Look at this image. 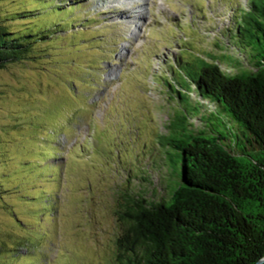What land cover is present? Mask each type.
Returning <instances> with one entry per match:
<instances>
[{
    "label": "rangeland",
    "instance_id": "1",
    "mask_svg": "<svg viewBox=\"0 0 264 264\" xmlns=\"http://www.w3.org/2000/svg\"><path fill=\"white\" fill-rule=\"evenodd\" d=\"M96 1L0 0L1 27L37 31L27 57L0 68V264L116 263L122 194L165 193L153 166L164 87L217 52L214 32L245 4ZM173 102L176 115L198 108Z\"/></svg>",
    "mask_w": 264,
    "mask_h": 264
},
{
    "label": "trees",
    "instance_id": "2",
    "mask_svg": "<svg viewBox=\"0 0 264 264\" xmlns=\"http://www.w3.org/2000/svg\"><path fill=\"white\" fill-rule=\"evenodd\" d=\"M30 30L0 25V68L27 57ZM214 33L223 39L212 42L217 52L195 56L183 84L164 87L168 113L153 166L164 169L165 193H121L115 264H255L264 256V0H245ZM175 100L198 108L176 115Z\"/></svg>",
    "mask_w": 264,
    "mask_h": 264
},
{
    "label": "bare ground",
    "instance_id": "3",
    "mask_svg": "<svg viewBox=\"0 0 264 264\" xmlns=\"http://www.w3.org/2000/svg\"><path fill=\"white\" fill-rule=\"evenodd\" d=\"M106 0H97V5L100 6V7H104V3H105ZM116 1V0H114ZM140 10V9H139ZM139 10H136V15L140 16L141 15V12ZM124 16L130 18V14H128L127 12H124L122 13Z\"/></svg>",
    "mask_w": 264,
    "mask_h": 264
},
{
    "label": "water",
    "instance_id": "4",
    "mask_svg": "<svg viewBox=\"0 0 264 264\" xmlns=\"http://www.w3.org/2000/svg\"><path fill=\"white\" fill-rule=\"evenodd\" d=\"M261 261H264V256L260 260H258L255 264H258Z\"/></svg>",
    "mask_w": 264,
    "mask_h": 264
}]
</instances>
